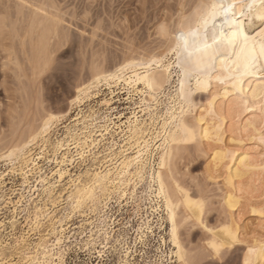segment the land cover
I'll return each instance as SVG.
<instances>
[{
	"label": "bare ground",
	"instance_id": "6f19581e",
	"mask_svg": "<svg viewBox=\"0 0 264 264\" xmlns=\"http://www.w3.org/2000/svg\"><path fill=\"white\" fill-rule=\"evenodd\" d=\"M242 3L243 0H212L187 25H179L175 33L171 32L161 51L138 56L128 53L112 67L92 65L89 82L86 86L78 85L75 101L99 84L122 87L130 96L138 94L142 87L143 99L140 111L132 114L125 129L120 126L119 133H111V146L104 150L107 154L99 156L103 151L93 156L97 166L86 178L73 174L69 168L76 163V155L81 164H86L87 155L99 147L102 139L97 140L93 131L79 128L80 119L68 131L70 141H57L49 152V162L55 164L51 172H43L42 156L33 153L37 141L49 133L53 114H33L27 105L28 91L50 70L63 32L60 20L49 11V6H32L29 2L28 16L24 13L27 4L21 5L17 12L20 19L12 23L9 35L20 40L21 58H16L15 65L18 82L24 87L26 105L21 121L25 126H20L22 132L9 146L8 155L19 160L20 165L12 168L11 175L21 177L22 187L5 193L3 189L10 182L6 183L7 175L0 172V193H4L0 195L4 200V206L0 200V264H68L71 251L98 254L103 259V250L115 235L113 224H109L114 221L108 215L111 201L118 199L121 206L128 199L137 200L138 190L146 182L150 206L145 210L150 209V216L141 214V204H136L141 220L136 239L141 248L146 247L150 235H155L152 217L158 215L159 221L168 224L172 264L196 261V255L187 250L182 239L181 231L189 223H196L208 235L206 246L214 254L219 255L225 247L243 244L244 264H264V235L247 240L245 227L238 219L241 208L248 207L264 220V72L253 71L255 58L264 61V28L251 35L240 18L236 22L238 38L234 51L219 54L217 75L208 78L200 74L193 80V90L188 83L189 73L180 75L175 70V61L184 48L182 43L201 31L209 35V28L215 27L213 22L219 20L224 9L222 5L235 9L239 16ZM251 3L252 14L264 23V0ZM169 55L172 58L165 62ZM199 91L208 94L204 104L192 98ZM139 113L142 115L138 116ZM185 145L205 152L207 179L222 183L219 204L226 217L219 230L205 219L204 197L182 186L176 176L175 163ZM33 180L34 191L41 186L43 199L39 202L29 196ZM246 183L250 184L248 189ZM5 209L7 216L2 212ZM22 212H27L26 223L20 225ZM75 215L81 218L78 225L72 223ZM261 225L264 231V224ZM76 228L89 231L85 240L73 239ZM100 239L103 242L99 244ZM160 239L159 248L167 243L162 235ZM116 243L113 249L120 255L118 264H141L136 245L134 250L127 243L122 245L119 239Z\"/></svg>",
	"mask_w": 264,
	"mask_h": 264
},
{
	"label": "rangeland",
	"instance_id": "374dc122",
	"mask_svg": "<svg viewBox=\"0 0 264 264\" xmlns=\"http://www.w3.org/2000/svg\"><path fill=\"white\" fill-rule=\"evenodd\" d=\"M211 1L0 0V172L7 175L5 177L6 183L10 182L3 189L5 193L22 187L21 177L11 175L12 168L15 166L18 168L20 165L19 160L16 156L9 157L8 155L9 146L14 142L15 137L17 139L18 134L22 132L20 126H25V122L21 121L26 105V100L23 97L24 87L18 82L19 71L15 65L16 58H21L20 40L9 35L12 23H15L18 18L20 19L17 12L21 5L27 4L24 13L28 16L32 4L34 6L45 5L47 8L49 6V11L60 20L63 32L62 41L56 46L50 70L37 81L38 83L31 85L33 92L30 90L31 88L29 91L27 90L30 94L27 105L33 110H31L33 114L36 115L41 111H49L53 114L52 127L49 133L37 141L33 153L36 156L37 154L42 156L40 165L43 172H51L55 169V164L49 162L52 158L49 152L52 151V147L57 141H70L67 138L68 131L76 125L75 120L80 119L79 128H84V132L93 131L97 140L102 139L99 147L94 149L92 154L87 155L89 158L86 164H81L82 160L76 155V163L69 168L73 174H80L86 178V174L89 176L97 166L93 156L111 146V133L115 130L119 133L118 128L120 126L125 129V124H128L127 121L132 117V114L140 111L139 107L143 99L142 87H140L138 94L130 96L127 90L124 91L122 87L120 89L119 87L110 88L109 85L99 84L83 95L80 101H75L78 85L86 86L89 82L92 65L102 64L112 67L129 54L133 55L134 53L133 56H138L161 51L166 47L167 38L175 33L179 28L178 26L187 25V22L192 21L198 11H204ZM219 1L227 2V0ZM222 6L224 9L220 11L219 20L216 19V22H213V26L216 24L215 27L209 28V35L201 31L198 33L199 35L197 34L198 36H190L189 40L182 43L183 51L179 59L175 61L177 74L189 73L188 83L192 90L193 80L200 74L208 78L217 75L216 59L219 54L234 51L238 38L236 22L240 18L244 19L251 35L264 28L263 21L257 19L251 12V0H243V12L239 15L240 17L235 14V9ZM200 8L204 9L201 10ZM171 58L172 56L169 55L164 60L166 62ZM254 62L253 71L264 72V61L257 57ZM192 98L198 104H204L208 99V94L199 91L194 93ZM141 115V113L138 114V116ZM107 128L108 131L106 132ZM115 138L118 139L119 136H115ZM71 144L70 147L72 148L73 142ZM43 149L44 153H42ZM105 154L107 151L99 156ZM207 164V157L202 149L198 150L193 145H185L176 160L175 171L182 186L184 185L192 193L204 197L205 219L210 226L219 230L226 217L219 204L222 183L215 184L207 179V171H205ZM34 184L36 183L32 184V191L29 196L39 202L43 199L40 191L41 186H38L39 191H34ZM246 184L248 189L250 184ZM147 189L148 183L146 182L138 190L139 200L138 198L135 201L128 199L121 206L118 199L111 201L108 215L110 220L113 219L114 221L109 224H113L114 232L112 233L115 235L107 245V248L110 249L103 250L105 253L103 259L98 258V254L90 256L88 252L77 251L75 254L71 251L67 263L118 264L120 255L113 248L118 245L116 239H119L122 245L127 243V246L131 248L137 246L138 254L141 255L139 256V260L142 261L141 264H172V244L166 233L168 224L165 221H159L158 215L152 217L155 219L153 220L155 235H150L146 247L141 248L136 239L138 234L136 229L141 223L136 204H141L143 209L141 214L150 216V209L148 212L145 210L150 206V204L148 205L149 200L146 199ZM0 195H4V193L1 192ZM37 195L38 197H36ZM0 200L4 206V200L2 198ZM2 212L6 216L9 214L6 209ZM240 213L238 219L241 220V225L245 227L247 240L253 236L264 235V231L261 229V223L264 224L263 219L256 217L248 207H242ZM161 214L164 216L163 213ZM26 216L27 212H22L20 225L26 223ZM75 216L76 218L72 223L75 222L78 225L81 218L78 215ZM161 225L162 228L160 229ZM20 228L21 226L18 227L16 233H19ZM41 230L43 227L40 228ZM9 231L10 229H8ZM73 232V239H77L78 242L85 240L87 238L85 236L89 235V231L81 232L80 228H76ZM181 232L187 250L196 255V261L192 264H244L245 249L243 244L225 247L219 255H216L207 248L208 235L202 232L196 223H189ZM9 233L13 234L12 232ZM161 235L167 239V243L159 248ZM100 241L99 244L103 242L102 239ZM116 248H121V246Z\"/></svg>",
	"mask_w": 264,
	"mask_h": 264
}]
</instances>
